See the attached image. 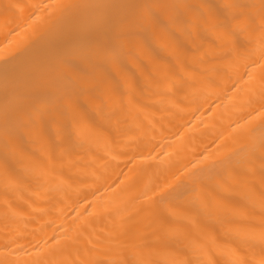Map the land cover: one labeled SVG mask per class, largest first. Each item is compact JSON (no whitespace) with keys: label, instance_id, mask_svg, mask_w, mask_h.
I'll return each mask as SVG.
<instances>
[{"label":"bare ground","instance_id":"obj_1","mask_svg":"<svg viewBox=\"0 0 264 264\" xmlns=\"http://www.w3.org/2000/svg\"><path fill=\"white\" fill-rule=\"evenodd\" d=\"M0 264H264V0H0Z\"/></svg>","mask_w":264,"mask_h":264}]
</instances>
